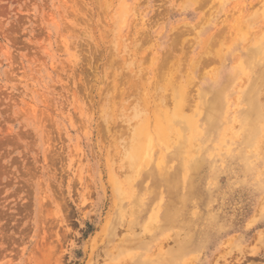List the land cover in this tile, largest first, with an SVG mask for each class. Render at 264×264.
Listing matches in <instances>:
<instances>
[{"label":"rangeland","instance_id":"374dc122","mask_svg":"<svg viewBox=\"0 0 264 264\" xmlns=\"http://www.w3.org/2000/svg\"><path fill=\"white\" fill-rule=\"evenodd\" d=\"M201 2L0 0V264H264V81L254 82L264 59L243 67L264 39V0ZM225 23L233 33L213 44L220 61L204 64L197 42ZM235 69L224 146L175 124L138 175L128 162L120 170L144 117L171 116L184 86V115L205 112V83ZM248 92L260 96L257 119L236 116ZM186 183L202 190L165 222Z\"/></svg>","mask_w":264,"mask_h":264},{"label":"bare ground","instance_id":"6f19581e","mask_svg":"<svg viewBox=\"0 0 264 264\" xmlns=\"http://www.w3.org/2000/svg\"><path fill=\"white\" fill-rule=\"evenodd\" d=\"M192 1H195L197 4V7L198 6H200L201 5V0H192ZM203 1V0H202ZM205 1V0H204ZM123 2V1H122ZM201 2V3H200ZM123 3H125V1L123 2ZM123 3H121V5L123 4ZM200 4V5H199ZM239 4V3H238ZM120 5V6H121ZM126 4H123V6H125ZM237 5V4H236ZM235 5V6H236ZM120 7V12H121V8H124V12H126V10H128V9H125V7ZM127 6V5H126ZM238 7L239 6H242V5H237ZM236 6V7H237ZM244 6V5H243ZM202 7V6H201ZM237 7V8H238ZM127 8V7H126ZM200 8V7H199ZM236 8V9H237ZM197 9V8H196ZM264 10V9H263ZM123 11L121 12V13H123ZM242 11V10H241ZM124 14V13H123ZM241 14V13H240ZM126 16V15H125ZM255 16H256V14H255ZM119 18L120 19H122L123 20V18L125 19V17L123 16V18H121V16H119ZM206 18V17H205ZM234 18V17H233ZM262 18V17H261ZM263 19V18H262ZM119 20V19H118ZM121 21V20H120ZM200 21H202V20H200ZM249 21V20H248ZM227 22V21H226ZM236 22V21H235ZM262 23V22H261ZM251 25H250V27L253 29V27H254V23H250ZM187 25V24H186ZM215 25V24H214ZM233 24H231V26H232ZM236 25V24H235ZM183 26V25H182ZM242 26V25H241ZM233 27L234 28H236L234 25H233ZM182 28V27H181ZM214 28V27H213ZM223 27H221V29H222ZM225 28L227 29V31H225V32H220V30L219 31H215V32H213L211 35L209 34V37H207V36H202L200 39H199V41L197 42V49H198V52L197 53H195L196 54V56H198L200 59H202V60H204L203 58H204V56L206 57H209V58H205V61H206V63H204V64H207V61H208V59H209V61L211 60V59H214V61L213 62H215V59L216 58H218L219 57V59H220V56L219 55H221V53L218 55L217 53L218 52H215L214 50H215V48H213V44L215 43V45H217L218 43H220V42H218L217 41V38L218 39H222V38H224L225 37V34L227 33L228 34V36L230 35V34H232L233 33V29H232V27H230V25L228 24V23H225ZM224 28V30H226ZM178 29V28H177ZM262 29V28H261ZM179 30V29H178ZM237 30V29H236ZM264 30V29H263ZM263 30H262V33H263ZM190 31V30H189ZM188 31V32H189ZM222 31V30H221ZM256 31V30H255ZM261 31V30H260ZM178 32V31H177ZM182 32V31H181ZM184 32V31H183ZM250 32V31H249ZM185 33V32H184ZM253 33V32H252ZM258 33H259V30H258ZM261 33V32H260ZM262 33H261V35H262ZM179 34V33H178ZM182 34V33H181ZM195 34V33H194ZM237 34V33H236ZM247 35V34H246ZM254 35V34H253ZM260 35V36H261ZM196 36V35H195ZM255 36V35H254ZM260 36H258V37H260ZM257 37V38H258ZM226 38V37H225ZM227 38H229V37H227ZM226 38V39H227ZM218 43H217V42ZM225 42H226V40H224ZM259 41V40H258ZM192 42V41H191ZM194 42V41H193ZM222 42V41H221ZM224 42V43H225ZM217 43V44H216ZM222 44H220L219 46H221ZM259 46H256V47H251V49H250V47L247 49V55L246 56H248V58H246L245 59V62L247 63V64H245V66H243V67H247V65H249V64H251V65H253V64H255L256 65V63H254L253 62V58L255 57V56H260V58H262V59H264V39L262 38L261 40H260V42H259V44H258ZM211 46H212V48H211ZM218 46V45H217ZM216 46V47H217ZM212 49V50H211ZM214 49V50H213ZM209 50H211V51H209ZM221 50V49H220ZM214 51V52H213ZM217 51H219V50H217ZM223 52V51H222ZM163 54V53H162ZM231 54V53H230ZM164 55V54H163ZM171 55V54H170ZM163 57V56H162ZM165 57H166V55H165ZM198 58V59H199ZM259 58V59H260ZM202 60H199V61H202ZM192 61H195V60H193V58H192ZM209 61H208V64H210V63H212V62H210L209 63ZM218 61H220V60H218ZM217 61V59H216V62H218ZM215 62V63H216ZM253 62V63H252ZM176 63V62H175ZM190 63H191V61H190ZM200 62H198V64H199ZM257 63H259V62H257ZM196 65H197V63H195ZM195 64H193L194 66H196ZM201 64V63H200ZM176 65V64H175ZM163 66V65H162ZM161 66V67H162ZM173 67H174V65H172ZM190 66V65H189ZM210 66V65H209ZM257 66V65H256ZM259 66V65H258ZM197 67V66H196ZM202 67H204V66H202ZM262 67V66H261ZM193 68H195V67H193ZM201 68V67H200ZM219 68V67H218ZM241 68V67H240ZM191 69V68H190ZM237 69V68H236ZM236 69L235 70H233L232 72H230V73H226V74H224V75H219L215 80H213L212 82H209V83H205V85H204V88H203V90H202V93H201V95L203 96V97H206V99H205V106H206V111L205 112H202L201 111V109L199 110H196L195 112H196V114L197 115H200L201 117H200V121L196 118L197 117V115L195 114V116H185L184 115V113H183V111L184 110H186V109H188V106H190V104L191 103H189V99H187L188 97V93H190V92H188L187 94H186V89H185V86L183 87V88H181L180 90V92H179V94H178V97L181 99V101L176 105V109H175V112L170 116V114L169 113H165V112H163L164 110H166V109H164L162 112L164 113V115L161 113V114H159L160 116H161V118H159L157 115H154V113H156V112H153L152 111V115H154V116H157L155 119H153V123H151L150 121H149V119H148V117L146 116V117H144V116H142V117H144V119L142 120V123H139V125L136 127V129H135V131H134V139L133 138H131V140H132V142H130L131 143V145H130V143H129V145H130V147H128L130 150H128V159L126 160V161H123V163L122 164H120V165H124V164H126L125 162H128L127 163V165H128V169H130V167L129 166H131V168L133 169L131 172H136V174L137 173H139L140 172V169L142 168V166L146 163V162H150V153H151V150H152V147H153V143L154 142H160L161 144H162V142H166L167 141V144H168V142L169 141H171V140H169V139H171V137H169V135H171V133H173L174 132V130H173V125H175V124H177V125H180V124H183V125H186V126H188V127H190V129H191V133H192V137H194V139H195V137H199V135H200V137H212L213 139H214V141H217V143H218V145L219 146H221V145H225V141L227 140L226 138H225V133L227 132V130H229V128H231V125H232V103L229 101V99H230V96L233 94V90H232V86L234 85V81H235V78H236V76L238 75V70L236 71ZM157 70H158V68H157ZM192 70V69H191ZM264 71V70H263ZM160 73V72H159ZM210 74V73H209ZM212 74V73H211ZM166 75V74H165ZM164 75V76H165ZM168 75H170V74H168ZM154 76V75H153ZM156 76V75H155ZM164 76H162V78H160V79H163V78H165ZM171 76H174V74L173 75H171ZM171 76H169V79L171 80L172 79V81L174 80ZM167 75H166V78L165 79H167ZM187 78L189 77L188 75L186 76ZM213 77V76H212ZM215 77V76H214ZM190 78H191V76H190ZM209 78V77H208ZM153 79V78H152ZM155 80H158V79H156V78H154ZM164 79V80H165ZM169 79H167V80H169ZM213 79V78H212ZM255 80H254V82H256V83H261L262 81H264V72H263V75L261 74V75H258V76H256L255 78H254ZM169 80V81H170ZM159 81V80H158ZM158 81H156V82H158ZM171 81V82H172ZM184 81V80H183ZM190 81V80H189ZM206 81V80H205ZM150 82H151V80H150ZM155 82V83H156ZM161 82V81H160ZM160 82H158V83H160ZM174 82V81H173ZM173 82H172V84L171 85H174L173 84ZM154 83V84H155ZM186 83V82H185ZM189 83V82H188ZM188 83H187V85H188ZM264 83V82H263ZM151 84V83H150ZM157 84V83H156ZM154 85L155 87H160L159 85L157 86V85ZM163 84V83H162ZM189 84H191V83H189ZM192 84H193V82H192ZM191 84V85H192ZM152 85V84H151ZM161 85V84H160ZM164 85V84H163ZM190 85V86H191ZM263 85V84H262ZM154 86H153V88H154ZM168 86H169V88H170V83H168ZM181 86V85H180ZM163 86H161L160 88H162ZM151 88V87H150ZM165 88H166V86H165ZM189 89H190V87H188ZM156 89V88H155ZM154 89V90H155ZM158 89V88H157ZM166 89H168V88H166ZM259 89V87L257 88V90ZM160 90V89H159ZM188 90V89H187ZM163 91H164V89H163ZM188 91H190V90H188ZM159 92V91H158ZM154 93V92H153ZM156 93V92H155ZM165 93V92H164ZM257 93H259V91H257ZM160 94V93H159ZM256 93H254V95H255ZM157 95V94H156ZM161 95H162V93H161ZM164 96V95H163ZM253 96V95H252ZM156 97V96H155ZM165 97V96H164ZM153 98H154V95H153ZM237 98V97H236ZM235 98V99H236ZM259 98H260V96H253V97H251V95H250V93L248 92V93H243L241 96H240V98H239V102H241V99H242V102L243 103H245L246 105L245 106H247L246 108H244V109H241L240 111H238V110H236V116L239 118H245V119H249V117L250 118H255V119H257L259 116H258V114H256L255 112H253V111H260V109H259ZM262 98H264V96L262 97ZM262 98H261V101H263L262 100ZM133 99V98H132ZM136 99V98H135ZM152 99V98H151ZM193 99V98H192ZM235 99H233V100H235ZM148 100L150 101V99L148 98ZM154 100V99H153ZM160 100H162V99H159V100H157L158 102L160 101ZM164 100V99H163ZM170 100V102H171V98L169 99V97H168V101ZM130 101V100H129ZM132 101V100H131ZM146 101V100H145ZM152 101V100H151ZM165 101H166V99H165ZM168 101H166V102H168ZM155 102H156V99H155ZM154 102V103H155ZM158 102H156V103H158ZM162 103H164V101H161ZM174 102V101H173ZM153 103V104H154ZM146 104V103H145ZM149 104H151L150 102H149ZM159 104V103H158ZM158 104H156V106L158 105ZM166 104V103H165ZM165 104H164V106H165ZM161 105V104H160ZM159 105V106H160ZM248 105H249V109H248ZM147 106V107H146ZM148 106L149 105H144L143 104V107H146V110L148 109ZM153 106V105H152ZM162 106H163V104H162ZM143 107L141 108V109H143ZM152 108V107H151ZM165 108H166V106H165ZM236 109V108H235ZM139 111V112H137V111ZM135 110V114L138 116L141 112H140V110H138V108ZM151 110V109H150ZM143 111H144V109H143ZM148 111H149V109H148ZM147 111V112H148ZM160 111V110H159ZM172 111V110H171ZM150 112V111H149ZM161 112V111H160ZM159 112V113H160ZM167 112H168V110H167ZM235 112V111H234ZM139 113V114H138ZM144 114H145V112H143ZM142 113V114H143ZM158 113V112H157ZM141 115V114H140ZM147 115V114H146ZM149 115V114H148ZM153 116V117H154ZM139 117V116H138ZM139 118H141V117H139ZM142 119V118H141ZM140 120V119H139ZM203 121V122H202ZM264 123V122H263ZM136 126V125H135ZM241 126H243L242 124H241ZM246 125H244L243 127L244 128H246L245 127ZM234 129V128H233ZM230 132V131H229ZM230 134V133H229ZM261 135V134H260ZM229 137V136H228ZM226 140H225V139ZM193 139V140H194ZM233 139V138H232ZM130 140V139H129ZM169 140V141H168ZM232 142V141H231ZM170 144V143H169ZM192 145V144H191ZM195 146V145H194ZM166 147V146H165ZM169 147V146H168ZM191 147V146H190ZM195 148V147H194ZM163 149V148H162ZM168 149V148H167ZM164 150V149H163ZM220 150V149H219ZM153 151V150H152ZM167 151V150H166ZM191 151V150H190ZM214 151V150H213ZM212 150L210 151V152H208V156H210V157H217V154H216V152H213ZM224 151V150H223ZM225 152V151H224ZM229 152V151H228ZM159 153V152H158ZM192 153H194V151L192 152ZM163 154V153H162ZM161 154V155H162ZM165 154V153H164ZM170 154V153H169ZM179 154V153H178ZM228 154V153H227ZM126 156V155H125ZM160 157V156H159ZM182 157V156H181ZM189 157H190V155H189ZM152 158V157H151ZM156 158V157H155ZM219 158V157H218ZM186 159H187V157H186ZM129 160V161H128ZM181 160H182V158H181ZM189 160V159H188ZM207 160V159H206ZM194 161V160H193ZM152 162V161H151ZM160 162V161H159ZM158 162V163H159ZM186 162H187V160H186ZM206 163V162H205ZM148 165L150 164V163H147ZM146 164V165H147ZM198 164H200V165H202L203 164V161H200ZM127 165H126V167H125V169H124V166L122 167V169L120 168V170H127L128 171V169H126L127 168ZM188 166V165H187ZM206 166V165H205ZM185 168H186V166H185ZM198 169V167H196V170ZM174 170V169H173ZM130 171V170H129ZM199 171V170H198ZM121 172V171H120ZM119 172V173H120ZM122 172H124V171H122ZM145 172V171H144ZM125 174H126V172H124ZM128 173H130V172H128ZM142 173H143V171H142ZM195 173V172H194ZM214 173V172H213ZM124 174V175H125ZM136 174H134V175H136ZM144 174V173H143ZM196 174V173H195ZM205 174V173H204ZM132 175V174H131ZM129 176V174H128V176H129V178L131 179V178H133L134 176L132 175V176ZM138 175V174H137ZM184 175V174H183ZM197 175V174H196ZM120 176L122 177L123 176V174L121 173L120 174ZM126 176H127V174H126ZM146 176V175H145ZM144 176V177H145ZM187 176V175H186ZM198 176V175H197ZM120 177V178H121ZM125 177V176H124ZM207 177V176H206ZM185 178V177H184ZM188 178V177H187ZM194 178H195V175H194ZM127 179H128V177H127ZM124 180L123 181V183L125 184L126 183V181H129V180ZM136 179V178H135ZM139 179V178H138ZM142 179H143V177H142ZM165 179H168V177L167 176H165ZM205 179V178H204ZM203 179V180H204ZM133 180V179H132ZM132 180H131V183H132ZM184 180V179H183ZM194 180V179H193ZM197 180L199 181V178H197ZM133 181H135V180H133ZM144 181V180H143ZM205 181V180H204ZM140 182V181H139ZM194 182V181H193ZM122 183V184H123ZM129 183H130V181H129ZM131 183H130V185H131ZM199 183V182H198ZM198 183H196V184H193V183H191V184H187L186 183V185H185V194L181 197H179L180 199H175V195H173V193H171L170 195H172V197H171V200L169 201V203H168V205H167V207L164 209V214L161 216L162 217V219L163 220H165V222H168V223H170V224H174L175 222H176V220H177V218L183 213V209L185 208V206H186V204H187V202L189 201V203H190V198L191 197H194V196H198L199 195V193H200V191L202 190L201 188H200V186H199V184ZM127 184V183H126ZM181 184V183H180ZM202 184V183H201ZM138 185V184H137ZM184 185V184H183ZM187 185H188V187H187ZM129 186V185H128ZM177 186H179V185H177ZM127 187V186H126ZM126 187H124V188H126ZM180 187V186H179ZM129 188H130V186H129ZM133 188V187H132ZM140 188H141V186H140ZM178 188V187H177ZM203 188V187H202ZM134 189V188H133ZM201 189V190H200ZM204 190V189H203ZM118 191L120 192V190L118 189ZM136 191V190H135ZM140 191V190H139ZM125 192V191H124ZM130 192V191H129ZM132 192H133V190H132ZM131 192V193H132ZM180 192V191H179ZM135 194V193H134ZM181 194V193H180ZM206 194H208V193H206ZM125 195V194H124ZM182 195V194H181ZM129 196V195H128ZM175 196V197H174ZM130 197V196H129ZM210 197V196H209ZM209 199V198H208ZM143 200V199H142ZM188 200V201H187ZM186 212V211H185ZM194 240L195 239H187L184 243H182V248H181V250H180V253L181 254H188L190 251H194V249H196V248H198L199 246H202V242H205L206 241V236H204L202 239H201V241L200 242H194ZM163 261H166V264H176V260H173V259H169V260H162V262ZM144 264H147V263H144Z\"/></svg>","mask_w":264,"mask_h":264}]
</instances>
